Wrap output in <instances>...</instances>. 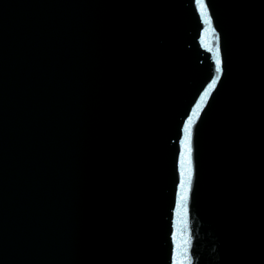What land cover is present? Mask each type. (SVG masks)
<instances>
[{"label":"water","instance_id":"obj_1","mask_svg":"<svg viewBox=\"0 0 264 264\" xmlns=\"http://www.w3.org/2000/svg\"><path fill=\"white\" fill-rule=\"evenodd\" d=\"M0 264H190L99 0H0Z\"/></svg>","mask_w":264,"mask_h":264},{"label":"snow or ice","instance_id":"obj_2","mask_svg":"<svg viewBox=\"0 0 264 264\" xmlns=\"http://www.w3.org/2000/svg\"><path fill=\"white\" fill-rule=\"evenodd\" d=\"M200 9H201V13L203 15L205 24H210V19H209V16H208L207 8H206L205 4L203 3V0H201V2H200ZM215 62H216L215 71L217 73V76H216V79L212 81V86H215L216 82L220 79L219 73L222 70L221 69V59H220V56H219V49H217V54H216V57H215ZM207 96H208V93L206 92L205 95H204V97H202V100L207 99ZM190 124H191V122L189 123L188 128H186V133L190 129ZM187 139H188V137L186 135V138H185V140H186V142H185V148L186 149L188 147V145H187ZM185 159L187 161L188 166H187L186 171L182 174L184 176V179L181 182V187L183 189L182 195H181V201L182 202L187 199V195H188V184L190 183L191 178H192L191 162L188 159L187 154L185 156Z\"/></svg>","mask_w":264,"mask_h":264}]
</instances>
